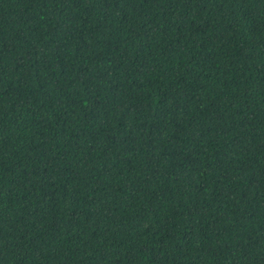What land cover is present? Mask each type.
Here are the masks:
<instances>
[{
	"label": "trees",
	"instance_id": "trees-1",
	"mask_svg": "<svg viewBox=\"0 0 264 264\" xmlns=\"http://www.w3.org/2000/svg\"><path fill=\"white\" fill-rule=\"evenodd\" d=\"M0 264H264V0H0Z\"/></svg>",
	"mask_w": 264,
	"mask_h": 264
}]
</instances>
